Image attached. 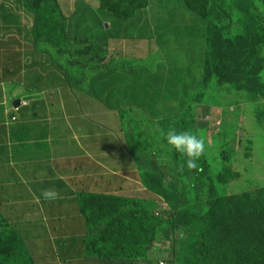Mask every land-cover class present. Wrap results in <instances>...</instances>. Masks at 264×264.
<instances>
[{
  "label": "rangeland",
  "instance_id": "obj_1",
  "mask_svg": "<svg viewBox=\"0 0 264 264\" xmlns=\"http://www.w3.org/2000/svg\"><path fill=\"white\" fill-rule=\"evenodd\" d=\"M40 3L45 21L43 37L48 38L55 28L56 46L62 47L61 51L52 45H41L40 49L44 53L55 49L62 67L73 73L71 79L75 84L91 88V92L93 88L110 92V86L116 93L113 104L120 103V112L109 108V125L110 128L115 125V138L108 132V140L102 143L108 149L107 158H114L119 169L117 178L124 181L125 187L109 184L114 190L117 188V194L91 198L90 216L110 215L122 198L134 199L143 203L149 217L163 216L174 224L171 233L177 239H186L190 221L170 213L177 208L179 196H189L188 206H195L196 200H200L202 205L195 213L211 231L216 221L207 212V202H228L227 215L216 226L218 237L208 234V238L221 241L228 236L233 253L227 256L225 264H264V0H42ZM27 20L28 15L23 22ZM188 27L194 28L196 35L182 38L179 32ZM110 30L120 33V37L110 38ZM68 31L73 33L68 36ZM76 32L82 34L78 39ZM122 71L130 75L126 84L114 81V76L120 77ZM138 74L145 80L152 78L151 96L161 87L169 90V85L175 86L173 95L169 100H161L153 114L135 105L140 90L144 89L133 85ZM131 88L137 91H129ZM127 89L129 92L125 94ZM247 102L255 103L252 107ZM177 129L188 136L190 146L193 143L202 148L207 172L201 183L207 185L199 194L189 190L184 172L176 176L177 164L172 161L175 150L163 142L171 130ZM126 132L131 139L124 135ZM133 145L138 149H132ZM122 158L124 163L120 162ZM111 177L108 168L107 178ZM6 195L0 198L8 201L4 206L9 213L15 206ZM45 199L50 197L45 195ZM69 213L64 221L51 216L50 222L54 223L51 234L42 235L34 230L37 223L42 230L44 222L25 221L27 228L23 226L25 230L20 233L29 241L30 250L37 251L33 254L37 264L41 261L49 264L54 259L51 238L59 228L74 222L71 228L79 232L83 224L90 225L81 218L76 221ZM91 221L95 223L97 219ZM8 224L0 220V253L21 257L22 253L14 251L20 240ZM169 226L165 223L163 228L168 230ZM107 228L108 233L98 235L88 248L89 255L104 254L107 259L123 260L125 264H160L172 258L171 243L155 241L156 235L152 236L145 257L137 256L142 255L144 245L135 246L129 240L120 243L118 234L134 231L127 221L112 222ZM87 230L78 246L90 240ZM182 242L177 244L176 255ZM131 244L140 252L135 259L124 257L129 254L123 255L121 249Z\"/></svg>",
  "mask_w": 264,
  "mask_h": 264
},
{
  "label": "crops",
  "instance_id": "obj_2",
  "mask_svg": "<svg viewBox=\"0 0 264 264\" xmlns=\"http://www.w3.org/2000/svg\"><path fill=\"white\" fill-rule=\"evenodd\" d=\"M23 15L25 19V11ZM31 25L34 27V22ZM45 39L15 31L7 38L0 37V196L7 193L15 206L7 213L4 203L8 201L0 198V220L11 225L35 264L33 254L37 251L30 250L29 241L20 233L23 226L27 228L25 221L44 222L42 230L38 223L34 226L42 235L53 233V215L64 221L71 212L76 221L89 222V195L106 198L125 187L117 178L114 158H107L108 149L102 143L108 140V132L114 138L116 135L115 125H109V107L93 96L91 88L72 81L73 73L61 68L54 49L39 51L38 46L46 45ZM15 40L8 51L3 44ZM9 57L16 58L18 64ZM109 184L121 185L114 190ZM71 225L74 222L59 228L51 238L55 256L47 263L125 264L119 259L89 256L85 242L78 246L88 226L83 224L77 232Z\"/></svg>",
  "mask_w": 264,
  "mask_h": 264
},
{
  "label": "trees",
  "instance_id": "obj_3",
  "mask_svg": "<svg viewBox=\"0 0 264 264\" xmlns=\"http://www.w3.org/2000/svg\"><path fill=\"white\" fill-rule=\"evenodd\" d=\"M40 1L42 0H2V2H0V37L3 36L4 38H7L9 32L15 31L17 33H20L24 37H35L37 39L43 38L42 28H45V21L43 20V16H41V11L39 8V6L41 5ZM24 11L28 15L27 24L25 25L23 24ZM33 22L34 27L31 25ZM51 30L52 32L50 33V36L45 39L46 45H52V47H54L58 51H61L62 47L56 46V44L58 43L56 37H54L55 28H52ZM72 33V31H68L67 35L69 36ZM108 33L110 38L118 39L120 37V33L115 34L113 30L108 31ZM179 34H181L182 38L196 35L195 29L191 27H188L184 31L179 32ZM81 35L82 34H80L79 32H76L77 39L81 37ZM9 36L11 37L12 35ZM7 42V44L3 45L9 51V49L16 44V40ZM33 45L35 44L33 43ZM38 48H41V46H38ZM47 51L49 52L50 50ZM57 55L60 58L59 53ZM9 59L12 63H15V65L18 64L16 58L9 57ZM60 66L62 67V63L60 64ZM63 69L68 71L66 68ZM129 77L130 75L128 73L122 71V75L120 77L118 76V74L114 76V81L121 82L122 80L123 83L126 84V81L129 79ZM151 83L152 78H148L147 80H145L140 74L135 76L133 81L134 87H136V85H139L140 88L144 87V89L140 90L138 94L139 98L138 100H136L135 105L138 106L139 109L147 110L148 112H150V114H153L154 110L161 100H169V97L173 95L175 86L171 87V85H169V90H163V88L161 87L160 89H157L151 96V89H153L154 87ZM109 88L110 92L103 89L97 90L93 88L92 94L94 97L104 102L110 109L120 112V103L116 102L113 104L112 101L116 93H114V90L110 86ZM135 89L136 88H131L129 91H133L135 93L137 91ZM129 91L127 89V91H125V94H128ZM252 103L255 102H250L249 104ZM182 132L183 131L178 129L176 131L171 130L168 133L169 137L165 136V138H163V142L167 145H171L175 150L172 156V161L177 164V166H175L174 168V173H178L179 175L180 173L184 172V175L188 180L187 186L190 188L189 190H192V193L196 192L197 194H199V192H201V190L204 189V187L207 185L201 183L203 175L207 172L206 162L203 157L204 154L201 153L202 148L199 145L192 143V145L190 146L191 142H188V136H184V133L182 134ZM125 136L131 139V134L129 132H126ZM131 148L138 149V146L133 145V147ZM190 153L195 154L194 156H192ZM191 156L193 160H191ZM176 176H174V178H176ZM181 197L182 196H179L176 200V203L178 204L177 208H175V210L171 211L170 213L173 215H182L184 216V218H188V220L190 221L191 229L188 233L185 232L186 239L185 237L177 239V236L171 233L172 229L174 228V224L169 222L166 218H163V216H160L159 218H155L156 216L149 217L142 202L136 201L134 199L122 198L116 211L110 215L105 214L101 215L100 218H98L92 216L90 217L91 212L87 213L90 218L89 222L87 223L91 225L88 226L90 230L88 237L91 238L86 242L87 247L89 249L92 247L93 241L98 239V235L103 236V234H107V227L112 222H120L122 224V222L127 221L132 226L134 231L126 232L124 234H118V239L122 244L129 240L134 242L135 246L139 244L144 245L145 248L143 249L142 255L137 256H146L145 254L149 252V244L151 238L153 235H156L155 241L164 240L171 243L170 255L172 258L169 260L168 264H225L227 262V256H230L231 252L233 253V249L228 242V236L224 237L221 241H213V239L208 238L207 235L210 234L213 238L218 237V231H215L218 230L216 226L221 224L220 221H222L227 215V210L230 205L228 204V202H207L209 206L207 212L209 213L210 217L214 218L216 221L214 224V230L211 231L209 228L204 227L206 225L204 219L195 213L196 208L199 207L200 209V206L202 205L200 203V200H196L195 206H188L187 201L189 196L182 198ZM91 198V195H89L88 201H90ZM203 213L204 210L202 211V214ZM164 215H168V212H165ZM93 219H97V221L95 223H92L91 220ZM165 223L170 224L168 230H165L163 228V225ZM4 229L8 230L6 228ZM138 230H140V233L138 232ZM17 238L20 240V242L16 245L18 249L15 248L14 251H19V253H22V256L12 258L5 253H0V264H3L4 261H7L8 264H35L33 260L31 261V255L29 251L26 250L18 235ZM179 240L180 242H178ZM181 242L182 247L179 249V253L176 255V252L178 251L177 244H180ZM121 249L123 251V255L129 254V256H124L127 258L135 259L134 257L136 253L140 254V252H138V249L134 248L132 244L129 248L124 246L121 247ZM89 256L108 258V256L104 254H95ZM179 258L182 259V262H180ZM235 263L233 262V264Z\"/></svg>",
  "mask_w": 264,
  "mask_h": 264
},
{
  "label": "built area",
  "instance_id": "obj_4",
  "mask_svg": "<svg viewBox=\"0 0 264 264\" xmlns=\"http://www.w3.org/2000/svg\"><path fill=\"white\" fill-rule=\"evenodd\" d=\"M16 110H19V109H16ZM169 260L166 261V262H161L160 264H168Z\"/></svg>",
  "mask_w": 264,
  "mask_h": 264
},
{
  "label": "clouds",
  "instance_id": "obj_5",
  "mask_svg": "<svg viewBox=\"0 0 264 264\" xmlns=\"http://www.w3.org/2000/svg\"><path fill=\"white\" fill-rule=\"evenodd\" d=\"M1 21V20H0ZM16 109H19V107H17ZM18 111V110H17Z\"/></svg>",
  "mask_w": 264,
  "mask_h": 264
},
{
  "label": "water",
  "instance_id": "obj_6",
  "mask_svg": "<svg viewBox=\"0 0 264 264\" xmlns=\"http://www.w3.org/2000/svg\"><path fill=\"white\" fill-rule=\"evenodd\" d=\"M16 105H17V103H16Z\"/></svg>",
  "mask_w": 264,
  "mask_h": 264
}]
</instances>
